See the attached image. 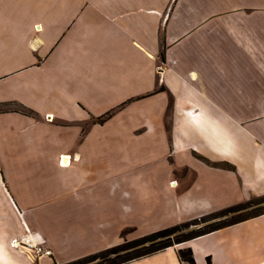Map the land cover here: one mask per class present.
<instances>
[{"label":"crops","instance_id":"0c3cea01","mask_svg":"<svg viewBox=\"0 0 264 264\" xmlns=\"http://www.w3.org/2000/svg\"><path fill=\"white\" fill-rule=\"evenodd\" d=\"M263 196L264 0H0V264L26 228L64 264ZM185 248L264 264V209L126 264Z\"/></svg>","mask_w":264,"mask_h":264},{"label":"trees","instance_id":"16d2710c","mask_svg":"<svg viewBox=\"0 0 264 264\" xmlns=\"http://www.w3.org/2000/svg\"><path fill=\"white\" fill-rule=\"evenodd\" d=\"M161 58L164 59V52H161ZM5 111L6 109H1ZM21 112L25 114H33L31 110L27 109L26 107H22L20 109ZM109 115H106L105 117L101 118L99 121L100 123L104 122ZM205 160L207 163L211 164L209 161ZM213 166H223L225 168H232L228 164H213ZM264 201V196L260 197V201L258 203H261ZM248 205L241 204L236 207H231L229 209H226L224 211L217 212L215 214H222L225 211H234L236 209H241V207H246ZM212 214V215H215ZM210 216V215H209ZM209 216L202 217L200 220L195 219L186 223H182L173 227H169L154 233H151L149 235L143 236L142 238L135 240L133 242H124L120 243L117 245H114L112 247H109L107 249H104L98 253L82 257L64 264H84L87 261H94L97 259H100L104 261L103 264H126L134 260H138L141 258H144L146 256L155 254L160 251H164L165 249L187 242L193 238L208 234L210 232L216 231L218 229H221L222 227L233 224L235 221L228 222L226 224L222 225H215V226H210V227H200L197 230L191 231L189 234H178L179 231L182 229H185L193 224H198L199 221H204L206 220ZM133 232L131 229L124 230L121 234L122 238L126 233ZM149 243L150 245H146ZM145 244V245H144ZM140 245H144L143 247H139ZM124 252V253H123ZM110 255H115L113 258H109ZM178 256L179 259L187 264H195L194 256H193V251L191 248H185V249H180L178 251Z\"/></svg>","mask_w":264,"mask_h":264},{"label":"rangeland","instance_id":"374dc122","mask_svg":"<svg viewBox=\"0 0 264 264\" xmlns=\"http://www.w3.org/2000/svg\"><path fill=\"white\" fill-rule=\"evenodd\" d=\"M259 201H260V198H253V199L245 202V205H248V206L243 207V208L241 207V209H236V210L231 211V212L225 211L222 214L210 215L206 220L199 221L198 224H193V225H191L185 229H182L181 231L178 232V234H189L191 231L197 230L200 227H210V226H215V225H222V224H226L228 222L235 221V220L242 218L244 216H248L250 214H253L256 211H259L260 209H264V201L261 203H258ZM142 237L143 236H138L135 233H132L130 231L129 233H126L123 236L120 243H124L125 241L126 242H133V241L138 240ZM144 245H140L139 247L141 248ZM146 245L148 246L150 244L147 243ZM98 252H100V251H98ZM98 252H95V253H98ZM95 253H92V254H95ZM92 254H89V255H92ZM89 255H86V256H89ZM86 256H84V257H86ZM114 256L115 255H110L109 258H113ZM27 258L29 260H31L34 264H38L39 260H35L33 256L28 254ZM103 263H104V261L97 259L94 261L91 260V262L87 261L84 264H103Z\"/></svg>","mask_w":264,"mask_h":264},{"label":"built area","instance_id":"2783aa9c","mask_svg":"<svg viewBox=\"0 0 264 264\" xmlns=\"http://www.w3.org/2000/svg\"><path fill=\"white\" fill-rule=\"evenodd\" d=\"M63 158L64 157L62 156L60 160L61 166H64ZM69 160H71L70 157ZM171 184L176 185V181H172ZM10 246L14 249L20 250L26 256H28V254L32 255L35 260L52 257V251L45 246L41 234L32 231L29 228H26V232L23 236L12 239Z\"/></svg>","mask_w":264,"mask_h":264},{"label":"bare ground","instance_id":"6f19581e","mask_svg":"<svg viewBox=\"0 0 264 264\" xmlns=\"http://www.w3.org/2000/svg\"><path fill=\"white\" fill-rule=\"evenodd\" d=\"M64 158H63V163H64V166H66V165H69V162H70V160H69V156H63ZM30 255V254H29ZM32 256V255H31Z\"/></svg>","mask_w":264,"mask_h":264}]
</instances>
